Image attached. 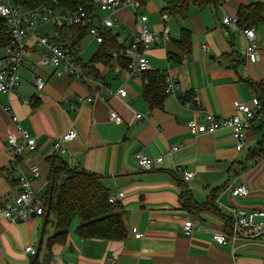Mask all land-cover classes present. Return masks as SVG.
<instances>
[{
  "label": "crops",
  "instance_id": "1",
  "mask_svg": "<svg viewBox=\"0 0 264 264\" xmlns=\"http://www.w3.org/2000/svg\"><path fill=\"white\" fill-rule=\"evenodd\" d=\"M92 1L96 16L115 23L106 31L118 45L128 47L139 26L159 35L145 53L148 70L172 76L176 90L159 107H151L143 97V76L130 74L125 59L95 64L94 76L87 71L89 80L79 83L53 76L51 67H41L35 55L29 56L26 62L34 64L33 72L26 64L19 71L17 89L0 94V205L12 203L18 177L26 175L32 164L40 170L32 187L43 197L53 142L74 130L76 138L64 143L65 153L57 157L70 168L101 177L109 194L123 193L117 207L123 212L127 238L82 240L75 233L79 224L75 220L65 243L47 250L45 240L52 235L46 233V224L36 257L40 264H50L56 257L61 264H264V232L231 241L227 219L231 208L264 213V153L256 149L264 135V119L252 122L242 146L228 129L191 136L186 128L189 121L207 124L209 115L230 118L236 114L235 102L250 106L264 93V12L261 24L253 28L254 63L245 58L243 28L222 23L226 17L237 19L241 8L264 0H213L203 9L190 7L182 21L162 14L163 0H148L136 12L120 7L115 13L99 11L101 0ZM164 29L167 39L161 37ZM183 31L189 43L177 45ZM86 39L96 45L94 54L99 45L89 36ZM91 57L79 60L85 65ZM38 70L37 76L45 81L41 92L32 83ZM120 88L126 92L123 97L115 94ZM79 99L91 101L73 110ZM7 107L10 113L4 111ZM110 112L121 122L115 123ZM12 114L35 141L33 150L15 160L6 152L9 133L20 139ZM172 148L176 150L166 156ZM138 155L164 159L146 172L138 167ZM173 168L194 177L185 183ZM240 185L248 195L232 197L230 188ZM187 221L192 223L189 235L183 230ZM42 223L39 217L18 224L0 218V264H30L33 257L24 248L37 249ZM135 233L141 238L136 239ZM213 234H222L227 241L217 244Z\"/></svg>",
  "mask_w": 264,
  "mask_h": 264
},
{
  "label": "built area",
  "instance_id": "2",
  "mask_svg": "<svg viewBox=\"0 0 264 264\" xmlns=\"http://www.w3.org/2000/svg\"><path fill=\"white\" fill-rule=\"evenodd\" d=\"M148 0H101L97 9L102 12L115 13L120 7H129L136 12L143 3ZM92 6L86 9L79 8L76 11L60 10L56 0H0V18L3 19L11 41L1 52L0 56V94H10L14 92L20 82L19 71L26 64L30 72H33L34 64L27 63L28 57L35 55L38 59L37 64L41 67H51L52 75L55 77H71L79 83H85L89 80L87 70L79 60L78 52L73 47L74 34L63 37L60 34L62 29L70 28H88L87 36L92 38L97 44L102 43L103 31L113 27L115 23L109 18H99L95 11H91ZM224 25L231 23L237 24V19L224 18ZM47 28L52 29L46 30ZM242 36L245 42V58L248 62L254 63L257 60V46L255 31L253 28L242 29ZM168 31L164 29L161 37L167 39ZM159 40V35L149 32L145 27L139 26L128 45L123 50L111 52L110 56L113 61L117 59L127 60L126 69L130 74H139L148 71V62L145 53L154 46ZM202 50L207 52V46L202 45ZM29 61V60H28ZM115 73L120 71L118 65L114 68ZM164 74V73H163ZM165 94L172 95L176 90L175 79L170 75H165ZM32 83L38 92L45 87V81L39 76L32 75ZM147 82L144 81V84ZM264 85V79L262 81ZM116 95L123 97L126 92L118 89ZM91 99H79L77 106L84 102H90ZM199 105V102H197ZM236 114L230 118L215 119L209 115L207 124H197L195 121H189L186 125L187 131L191 136L202 133H211L220 129H228L232 137L239 146L243 145L245 132L250 128L251 122L261 117L260 104L256 98L252 99L250 106L235 102L233 104ZM9 107L4 111L10 113ZM110 117L115 123H120L121 118L113 112ZM136 118H140L137 115ZM11 121L15 124L16 131L20 134L17 139L13 134L7 136L6 152L8 156L15 160L20 157L25 150H33L35 147L34 139L29 133L23 130L15 115H11ZM76 138V132L69 130L54 140L52 150L54 155L58 156L65 153L64 143L70 142ZM176 149L172 148L167 151L166 156H170ZM138 167L142 171H152L156 166L163 163L164 157L154 159L143 155L137 157ZM173 173L178 175L183 182L190 181L194 174L182 172L173 168ZM40 178L38 165L32 164L26 175L18 177V192L11 204L0 205V218L6 219L13 224L27 222L33 217L43 218V208L45 198L39 197L33 189V182ZM48 186L47 181L43 184L44 189ZM232 197H246L248 190L243 186H233L230 188ZM123 198L122 192L109 194L108 203L116 205ZM228 222L230 225L231 241L240 238H255L264 232V222H255L256 217H264V213L245 212L238 209L228 210ZM185 235L192 232V223L187 221L183 225ZM136 239L141 235L135 233ZM212 239L217 244H225L227 238L222 234H213ZM24 253L35 256L36 250L32 246H26ZM50 264H61L56 257Z\"/></svg>",
  "mask_w": 264,
  "mask_h": 264
},
{
  "label": "trees",
  "instance_id": "3",
  "mask_svg": "<svg viewBox=\"0 0 264 264\" xmlns=\"http://www.w3.org/2000/svg\"><path fill=\"white\" fill-rule=\"evenodd\" d=\"M38 1V0H34ZM60 10L76 11L79 8L86 9L92 6V0H56ZM213 3V0H163L162 14L177 20L187 17L190 7L203 9ZM94 11V7H91ZM264 3L253 4L241 8L237 15V25L240 28H255L262 22ZM88 28H70L60 30V34L66 37L74 34L73 47L79 52V48L86 39ZM11 37L4 23H0V53L10 44ZM188 44V34L184 31L177 45ZM98 50L93 54L90 61L83 64L88 74L94 76L93 66L99 63H109L112 58L111 52H119L126 47L117 44L116 37L106 30L102 33V43L98 44ZM117 59L116 62L120 63ZM144 81L143 97L151 107H159L165 94L164 74L146 71L141 74ZM143 81V82H144ZM251 87H256L251 84ZM260 104V115L264 119V93L256 98ZM261 118V117H260ZM262 121V120H261ZM252 124V122H251ZM258 153H264V135L258 143ZM254 153V152H253ZM49 174L48 186L44 192L45 204L43 218L49 207V218H54V234L45 240L46 249L54 244H63L69 234V228L73 221L78 220L76 235L82 239H100L105 241H124L127 238V229L124 223L123 212L116 205L108 203L109 192L101 181V177L70 168L59 157L48 158ZM30 264H40L38 258H32Z\"/></svg>",
  "mask_w": 264,
  "mask_h": 264
},
{
  "label": "rangeland",
  "instance_id": "4",
  "mask_svg": "<svg viewBox=\"0 0 264 264\" xmlns=\"http://www.w3.org/2000/svg\"><path fill=\"white\" fill-rule=\"evenodd\" d=\"M46 30L48 31L51 30V33H53L52 29L50 28H47ZM96 48H97L96 45L92 41L86 39L81 45V52L79 54L80 55L79 57L83 62L85 61L87 62ZM40 72L41 70H38V72L37 73L35 72V74L37 75ZM46 233L51 235L54 234V218L52 216L49 218V222L46 228Z\"/></svg>",
  "mask_w": 264,
  "mask_h": 264
},
{
  "label": "water",
  "instance_id": "5",
  "mask_svg": "<svg viewBox=\"0 0 264 264\" xmlns=\"http://www.w3.org/2000/svg\"><path fill=\"white\" fill-rule=\"evenodd\" d=\"M2 21H3V19L0 18V22H2ZM48 214H49V207L47 208L46 214H45V216L43 218L42 228H41V231H40V236H39V240H38V244H37L35 257L38 256L40 248H41V244H42V240H43V234H44L45 226H46V223H47V220H48ZM255 222L256 223L264 222V217H256L255 218Z\"/></svg>",
  "mask_w": 264,
  "mask_h": 264
},
{
  "label": "bare ground",
  "instance_id": "6",
  "mask_svg": "<svg viewBox=\"0 0 264 264\" xmlns=\"http://www.w3.org/2000/svg\"><path fill=\"white\" fill-rule=\"evenodd\" d=\"M229 239V238H228Z\"/></svg>",
  "mask_w": 264,
  "mask_h": 264
}]
</instances>
